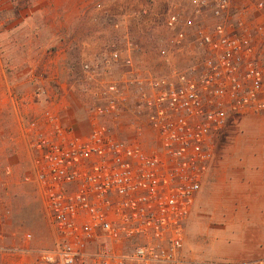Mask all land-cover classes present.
<instances>
[{"label": "built area", "instance_id": "built-area-1", "mask_svg": "<svg viewBox=\"0 0 264 264\" xmlns=\"http://www.w3.org/2000/svg\"><path fill=\"white\" fill-rule=\"evenodd\" d=\"M165 30L154 66L116 46L82 63L87 132L63 111L30 125L20 177L37 186L54 244L0 236L2 264H213L188 258L186 230L231 117L264 113V0H171Z\"/></svg>", "mask_w": 264, "mask_h": 264}, {"label": "rangeland", "instance_id": "rangeland-1", "mask_svg": "<svg viewBox=\"0 0 264 264\" xmlns=\"http://www.w3.org/2000/svg\"><path fill=\"white\" fill-rule=\"evenodd\" d=\"M53 1L0 0V193L15 188L11 179L22 182L20 175L33 158L27 130L33 123L45 127L47 110L63 111L67 123L78 125L86 118L83 62L104 61L114 46L136 47V59L154 66L172 39L165 30L171 0ZM173 61L179 66L188 62L184 57ZM166 69L163 65L156 71ZM3 200L0 236L6 245L53 246V232L36 196L10 198L9 215ZM195 210L186 230L188 258L249 264L264 257V225L253 222L236 231L211 221L192 235Z\"/></svg>", "mask_w": 264, "mask_h": 264}, {"label": "crops", "instance_id": "crops-1", "mask_svg": "<svg viewBox=\"0 0 264 264\" xmlns=\"http://www.w3.org/2000/svg\"><path fill=\"white\" fill-rule=\"evenodd\" d=\"M80 121L78 125L66 124L87 132V119ZM3 180L1 184L6 186ZM11 181L15 188L0 193L1 201L5 199L4 212L12 210L9 200L16 196H36L42 205L37 186ZM211 221L236 231L253 222L264 225V113L247 111L231 117L217 142L210 173L198 196L191 234L195 235L197 226Z\"/></svg>", "mask_w": 264, "mask_h": 264}]
</instances>
